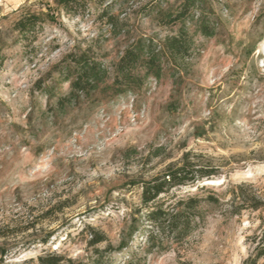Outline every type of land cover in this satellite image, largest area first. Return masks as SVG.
<instances>
[{
    "label": "clouds",
    "instance_id": "9594fccd",
    "mask_svg": "<svg viewBox=\"0 0 264 264\" xmlns=\"http://www.w3.org/2000/svg\"><path fill=\"white\" fill-rule=\"evenodd\" d=\"M0 264H264V0H0Z\"/></svg>",
    "mask_w": 264,
    "mask_h": 264
}]
</instances>
